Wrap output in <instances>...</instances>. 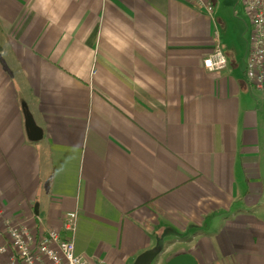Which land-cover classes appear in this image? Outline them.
<instances>
[{
	"label": "crops",
	"instance_id": "crops-1",
	"mask_svg": "<svg viewBox=\"0 0 264 264\" xmlns=\"http://www.w3.org/2000/svg\"><path fill=\"white\" fill-rule=\"evenodd\" d=\"M213 3L0 0V228L77 211L76 252L102 264L153 247L155 264H264L252 25ZM217 45L228 64L209 71Z\"/></svg>",
	"mask_w": 264,
	"mask_h": 264
},
{
	"label": "built area",
	"instance_id": "built-area-1",
	"mask_svg": "<svg viewBox=\"0 0 264 264\" xmlns=\"http://www.w3.org/2000/svg\"><path fill=\"white\" fill-rule=\"evenodd\" d=\"M208 13L213 0H187ZM252 25V41L246 63L250 84L264 88V0H240ZM228 59L220 45L205 58L209 71H221ZM78 212H67L60 223L37 218L36 230L21 223H6L0 228V264H102L76 252ZM5 258V259H4ZM4 259V260H3Z\"/></svg>",
	"mask_w": 264,
	"mask_h": 264
},
{
	"label": "water",
	"instance_id": "water-1",
	"mask_svg": "<svg viewBox=\"0 0 264 264\" xmlns=\"http://www.w3.org/2000/svg\"><path fill=\"white\" fill-rule=\"evenodd\" d=\"M1 50V47H0ZM24 115H25V125L27 134L30 140L38 141L43 137V130L36 123L33 114L28 109V106H24ZM161 249L158 247L150 248L144 252H142L134 261L133 264H152L157 256H160ZM196 264L190 257L187 255H178L170 259L166 264Z\"/></svg>",
	"mask_w": 264,
	"mask_h": 264
},
{
	"label": "rangeland",
	"instance_id": "rangeland-1",
	"mask_svg": "<svg viewBox=\"0 0 264 264\" xmlns=\"http://www.w3.org/2000/svg\"><path fill=\"white\" fill-rule=\"evenodd\" d=\"M159 257H160V256H157V257H156V259L153 261V263H152V264H155V263H156V261L159 259Z\"/></svg>",
	"mask_w": 264,
	"mask_h": 264
}]
</instances>
